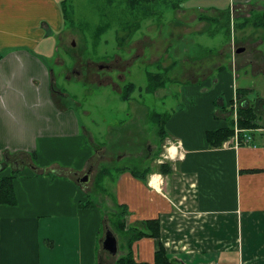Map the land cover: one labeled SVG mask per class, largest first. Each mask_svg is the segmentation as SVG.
<instances>
[{
  "label": "crops",
  "instance_id": "0c3cea01",
  "mask_svg": "<svg viewBox=\"0 0 264 264\" xmlns=\"http://www.w3.org/2000/svg\"><path fill=\"white\" fill-rule=\"evenodd\" d=\"M62 2L0 0V162L5 153L17 151L35 153L36 160L43 152L52 157V164L42 163L36 172L23 166L22 173L14 176L17 206H0V264H108L112 255L102 249L100 234L107 218L116 212L115 201L128 207L127 226L143 229L146 220L161 221L160 240L143 238L133 245L139 263H153L162 242L169 256L182 264H232V255L238 256V264H264V33L242 25L252 12H264V0H193L191 8L186 4L178 9L237 8L242 38L225 43L219 54L225 57V66L217 61L201 75L195 74L188 61H184L187 68L176 61L166 67L156 64L157 73L164 71L166 83L155 95L179 84L174 99L180 95L178 102L187 103L180 112L156 111L171 115L166 141L178 145L175 162H171L174 172L167 177L149 174L147 184L125 172L116 181H108L107 195L76 185L77 175L93 166L102 147L84 142L87 131L82 135L72 109L55 98L50 69L38 58L37 52L55 48L53 41L64 31ZM137 43L146 46L143 40ZM242 48L245 51L238 52ZM230 57L233 64L237 59L234 76ZM237 90L242 99L257 106L258 128L242 134L252 140L243 141L239 148L234 138L220 148H210L207 131L228 125L233 115L229 102L238 100ZM255 93L258 103L251 100ZM153 111L146 109L149 122ZM154 132L157 138L155 125ZM54 141L62 145L55 147ZM156 145L151 155L146 144L149 157L144 169L154 167ZM155 175L161 180L156 187L151 185ZM82 188L86 192L78 191ZM87 192L96 195L95 208L79 207ZM181 203L193 204L199 217L219 219L208 222L206 218L191 229L186 226L189 234L196 235L189 241L178 240L177 233L184 229L173 211ZM119 253L123 254L120 245Z\"/></svg>",
  "mask_w": 264,
  "mask_h": 264
},
{
  "label": "rangeland",
  "instance_id": "374dc122",
  "mask_svg": "<svg viewBox=\"0 0 264 264\" xmlns=\"http://www.w3.org/2000/svg\"><path fill=\"white\" fill-rule=\"evenodd\" d=\"M116 1L119 9L114 12L116 6L112 10L102 9L100 4L103 0H97L96 2L92 0H70L76 11L77 23H90L91 29L87 28L85 30L89 35L92 34L98 23H103L104 16L107 18V13L110 14L113 21L112 28L107 35L102 37L97 51L92 49L94 47H92L93 39L91 37H88L89 40L86 42L84 30L79 27L71 28V30L65 27L62 34L53 41L55 44L54 49L37 52L39 54L38 58L50 69V82L55 86V92L57 93H55V97L66 107L69 104L66 98H69L70 106L67 108L72 109L75 114L82 135L87 131L84 142L88 146L96 144L102 147L99 158L93 160L92 179L98 169L107 163L108 166H116L123 162L128 167L138 166L143 170V164L149 157L146 144L151 147V155L157 150L156 144L160 145L159 137L156 138L154 135V125L146 117V109L149 107V109L159 112L176 113L184 110V107L187 106V103L178 102L179 94V97L174 99L175 90L179 91V84L176 87L170 85L165 91H160L157 94L158 96L146 92V87L149 85L148 73L151 71L158 72L156 64L166 67L176 61L178 66L183 68L186 65L184 61H188L192 63L195 74L201 75L208 69L212 70V66L215 67L217 61L222 62L225 66V57L219 55L221 50H225V43L227 40L228 42L240 40L243 35L238 25L241 20H236L239 15L237 8L226 14L219 10L220 8L216 9L215 12H206L208 10L204 12H200V10L179 12V10L174 11L171 9L169 4H162L163 0H160L159 4H152L151 6L162 12L143 21L142 28L135 37L127 38L126 43H120L118 38L125 37L127 34L121 24L129 16L126 10L127 0L126 4H123V0H115L114 2ZM189 1L186 3L188 9L192 7L193 3V0ZM177 19L178 21L174 22ZM129 21H131V17H129ZM246 28L259 30L253 26ZM260 30L264 33V29ZM138 40L145 41L146 46L137 43ZM41 53H47V55L44 56ZM236 60L234 58L233 64V59L230 57L233 76L238 73ZM75 69L78 70V73L73 71ZM180 79L181 77L178 78V80ZM185 79L182 77V80ZM133 82L137 86V90L130 101H122L121 95L125 85ZM167 85L169 86V84ZM62 94L65 95L63 96L64 101L61 100ZM165 94H167V99L163 100ZM258 96V93H255L256 98L251 100L255 99L257 100L255 103H258ZM222 98L225 99V92ZM262 118L264 121V117ZM167 143L168 141L165 142L164 151L158 159L152 162L154 168L158 169L160 159L163 156H168ZM40 144H42L41 141ZM52 144L55 147L62 145L61 142L55 141ZM25 153L32 154V152L26 151L5 153L0 165H5L8 161V167L0 170V177L19 176L22 173L20 167L24 165L21 162L22 160H25L26 164H34L30 157L24 155ZM120 157H122L121 160H119ZM9 159L12 164H10ZM164 161L172 162L167 159ZM15 163H19V165L14 166ZM42 163L52 164V157L43 152L41 159L36 160V167L29 165L26 166V170L36 172L37 166L42 167ZM58 164L61 167L64 166L61 162H58ZM72 168L75 169V165ZM43 169L46 175H50L48 168ZM50 170L55 171L52 168ZM91 181L85 186L87 191L92 190V188L94 190V182ZM86 190L83 188L82 190L78 189L83 193ZM93 194V192H87V196L81 199V202L94 201L96 195ZM173 214L176 215L178 224H181L180 227L184 229L177 233L178 240L184 239L185 241L191 240V235H196L195 232L189 234L190 230L186 226L191 229L199 226L206 218L208 222L219 219V217L212 215L199 217L193 204L188 206L181 203L174 206ZM106 221L107 226L112 228L108 218ZM189 222L191 223L189 224ZM116 234L121 247L123 239L118 233ZM104 235L105 225H103L100 234L102 239ZM185 235H187V238L184 237ZM186 243L188 242L180 246L183 247ZM121 252L125 253L124 251ZM122 255L119 253L117 256H110L111 259L108 264H115ZM237 259V255H232L229 257V262L238 264Z\"/></svg>",
  "mask_w": 264,
  "mask_h": 264
},
{
  "label": "trees",
  "instance_id": "16d2710c",
  "mask_svg": "<svg viewBox=\"0 0 264 264\" xmlns=\"http://www.w3.org/2000/svg\"><path fill=\"white\" fill-rule=\"evenodd\" d=\"M93 2H96L97 0H92ZM115 0H103L102 9L103 10H112L113 7L116 6V9L114 12L119 9L117 7V1ZM160 0H127V14L129 17H131V21H129V17L121 24L122 28L124 29L127 34L125 37H119V42L126 43L127 38H133L138 31L142 28V22L145 20H148L151 18V16L158 15L159 11L158 9L152 8V4L157 5L159 4ZM173 1H175L173 3ZM189 0H163L162 4H169V7L171 9L178 10L181 8H185L186 3ZM126 4V0H123V4ZM161 4V5H162ZM100 8V6H98ZM228 8V9H225ZM219 9V8H218ZM62 10H63V17H64V23L65 27L71 30V28L79 27L81 30H84L85 32V38L86 42H88V37H91L93 39V50L97 51L98 47L100 46L101 39L103 36L107 35L113 25V21L110 17V14L107 13L108 17L106 18L104 16L103 23H98L95 30L92 32V34H88L85 30L91 29L90 23H80L78 24L76 21V11L75 8L72 6L70 0H63L62 2ZM156 10V11H154ZM219 10H222V12L228 13L231 10L229 7L220 8ZM207 19V18H206ZM243 26H253L256 29H264V12L262 13H255L252 12L251 16L245 20V22L242 23ZM237 28V27H236ZM119 36V35H118ZM91 39V41H92ZM1 58V56H0ZM164 71H161L159 73L149 72L148 73V80L149 85L146 87V92L148 94H155L159 89L164 88V85L166 83V79H164ZM165 75V74H164ZM137 90V86L134 83H129L125 85L123 89V93L121 95L122 101L126 102L129 101L134 94V92ZM52 91L55 96V86L52 85ZM57 94V93H56ZM238 100L241 103V107L239 108V127L241 129L246 130H254L257 127V114L255 110V106L251 104L247 99L244 100L242 93L237 90ZM56 98V97H55ZM68 100L67 107L70 106L69 98H66ZM234 100H231L230 106L233 111V102ZM168 114H162L158 113L156 111L151 112L150 114V122L153 123L157 128V135L159 137V150L156 155V159L161 155V153L164 151V144L168 138V129H167V123H168ZM232 116H230V121L228 122V125L226 127L217 129V130H211L207 131L206 137L210 148H220L224 145L225 142L231 140L235 136V121L232 119ZM240 140L243 141V135L240 136ZM9 155V154H8ZM25 156H28L31 158L32 162L34 164H26V161H21L24 165L23 166H35L36 167V155L35 153L32 154H24ZM18 156V155H17ZM10 161V159H9ZM19 164L15 163L14 166H18ZM2 170V169H1ZM158 170V171H156ZM16 172V171H15ZM130 172L133 174L137 179L142 181L143 183L147 184V176L149 174H155L160 173L163 176L167 177L170 176L173 172V166L171 163H165L163 165H160L159 168H146L142 170L138 166L134 167H128L126 164L121 162V164L116 166H108L103 165L98 169L97 175L94 179V190L98 194L107 195L110 192V185L108 184V181L113 180L116 181V179L123 173ZM142 175V176H141ZM140 176V177H139ZM15 177L14 176H1L0 177V206H10L15 207L17 206L18 200H17V194H16V188H15ZM98 203L94 200H88L87 202H81L79 207L82 208H95ZM116 205V212L112 213L111 216L108 217V220L110 222L111 227L115 230L113 232L116 234L118 233L122 240L121 245V251H126L125 255L123 254L118 258L115 264H182V262H178L177 260L171 258L169 254L167 253V250L164 246V244L161 242L159 244L158 250L155 252V258L153 263H139L134 258V251H133V245L135 242L143 239V238H151V239H159L161 238V221L160 219H152V220H146L143 222V229H139L136 227L127 226V216L129 214L128 207L125 205H119L115 201ZM105 228H109L107 226V221H105ZM117 235V234H116Z\"/></svg>",
  "mask_w": 264,
  "mask_h": 264
},
{
  "label": "water",
  "instance_id": "95a60500",
  "mask_svg": "<svg viewBox=\"0 0 264 264\" xmlns=\"http://www.w3.org/2000/svg\"><path fill=\"white\" fill-rule=\"evenodd\" d=\"M241 51H245V48H242L238 52H241ZM93 169L94 167L91 166L87 169V171L83 175H77V183L80 184L81 186H85L89 184L92 180ZM101 243H102V249L108 254L112 256H117L119 254L118 238L112 229L107 228L105 230V235Z\"/></svg>",
  "mask_w": 264,
  "mask_h": 264
},
{
  "label": "built area",
  "instance_id": "2783aa9c",
  "mask_svg": "<svg viewBox=\"0 0 264 264\" xmlns=\"http://www.w3.org/2000/svg\"><path fill=\"white\" fill-rule=\"evenodd\" d=\"M234 118H235V136H234V140H235V148H239L241 146V144L243 143V141L245 142H250L252 140V137H249V136H243V141L240 140V136L245 133V130L241 129L239 127V118H238V110H239V103L237 101H235L234 103ZM175 143H170L169 144V147L171 145H173ZM168 147V148H169ZM168 148H167V153H168ZM175 157L174 156H171L168 154V156H163V159L159 161L160 164L164 163L165 161L164 160H173V158Z\"/></svg>",
  "mask_w": 264,
  "mask_h": 264
},
{
  "label": "bare ground",
  "instance_id": "6f19581e",
  "mask_svg": "<svg viewBox=\"0 0 264 264\" xmlns=\"http://www.w3.org/2000/svg\"><path fill=\"white\" fill-rule=\"evenodd\" d=\"M168 154L171 155V156H174V155H175V154H170L169 152H168ZM154 179L157 180L155 183H153V182H154ZM160 181H161V180H160V177L157 176V175H155V176L152 177L151 185H153L154 187L159 186L160 183H161Z\"/></svg>",
  "mask_w": 264,
  "mask_h": 264
},
{
  "label": "clouds",
  "instance_id": "9594fccd",
  "mask_svg": "<svg viewBox=\"0 0 264 264\" xmlns=\"http://www.w3.org/2000/svg\"><path fill=\"white\" fill-rule=\"evenodd\" d=\"M180 147H182V145H179ZM178 150V145L177 144H173L168 148V152L170 154H175Z\"/></svg>",
  "mask_w": 264,
  "mask_h": 264
},
{
  "label": "flooded vegetation",
  "instance_id": "af4514ba",
  "mask_svg": "<svg viewBox=\"0 0 264 264\" xmlns=\"http://www.w3.org/2000/svg\"><path fill=\"white\" fill-rule=\"evenodd\" d=\"M73 71H74L75 73H78V70H76V69L73 70ZM66 79H68V77H66ZM22 161H23V160H22ZM9 162H10V164H12L11 161H9ZM7 164H8V162H7ZM17 164H19V163H17Z\"/></svg>",
  "mask_w": 264,
  "mask_h": 264
}]
</instances>
